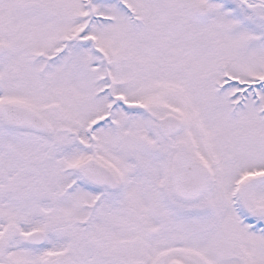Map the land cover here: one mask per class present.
<instances>
[{
  "label": "snow or ice",
  "instance_id": "1",
  "mask_svg": "<svg viewBox=\"0 0 264 264\" xmlns=\"http://www.w3.org/2000/svg\"><path fill=\"white\" fill-rule=\"evenodd\" d=\"M0 264H264V0H0Z\"/></svg>",
  "mask_w": 264,
  "mask_h": 264
}]
</instances>
